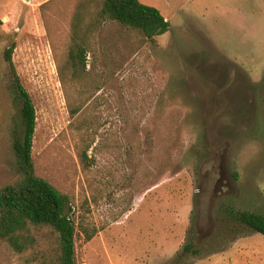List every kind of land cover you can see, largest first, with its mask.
I'll use <instances>...</instances> for the list:
<instances>
[{
	"label": "rangeland",
	"instance_id": "1",
	"mask_svg": "<svg viewBox=\"0 0 264 264\" xmlns=\"http://www.w3.org/2000/svg\"><path fill=\"white\" fill-rule=\"evenodd\" d=\"M48 1L0 0V189L21 177L4 60L16 43L37 113L36 172L72 202L77 264H264V236L222 212L264 215V0H141L170 24L154 41L104 25L81 115L96 134L88 168L68 109L80 87L59 75L78 0H54L43 16ZM83 219L97 228L91 241ZM48 234L22 256L0 240V264H41Z\"/></svg>",
	"mask_w": 264,
	"mask_h": 264
},
{
	"label": "trees",
	"instance_id": "2",
	"mask_svg": "<svg viewBox=\"0 0 264 264\" xmlns=\"http://www.w3.org/2000/svg\"><path fill=\"white\" fill-rule=\"evenodd\" d=\"M53 1L49 0L42 5L43 16ZM108 22L118 23L128 30L139 31L151 41L170 30V24L161 12L144 5L140 0L75 2L67 58L64 65L59 67V75L62 84L67 77L80 87L78 101L74 104L69 102L68 109L73 120L71 129L76 135L77 155L84 168L89 167L91 159L89 152L96 142L94 137L96 134L91 135L89 132L94 123L81 116L89 105V99L85 98L92 72L88 70L89 58L94 53L98 33ZM16 47L17 44L13 43L5 49L4 60L9 71L14 101L19 108L21 130L15 136L13 147L21 167V177L0 189V240L22 256L36 250L41 243L40 236L43 233L45 236L48 231L54 242L47 250L36 253L40 263L77 264L75 247L77 224L71 215L72 202L67 194L36 172L33 147L37 113L14 64L13 55ZM222 212L229 223L264 236L263 214L240 210L233 205L225 206ZM78 227L86 241H91L98 232L95 226L84 219ZM184 253L199 255L200 251L194 249L193 244L187 243Z\"/></svg>",
	"mask_w": 264,
	"mask_h": 264
},
{
	"label": "crops",
	"instance_id": "3",
	"mask_svg": "<svg viewBox=\"0 0 264 264\" xmlns=\"http://www.w3.org/2000/svg\"><path fill=\"white\" fill-rule=\"evenodd\" d=\"M140 2L143 3L141 0H140ZM143 4H144V5H147V4H145V3H143ZM147 6H148V5H147ZM151 7H152V6H151ZM154 8H155V7H154ZM156 9H157V8H156ZM164 18H165V17H164ZM165 19H166V18H165ZM166 20H167V19H166Z\"/></svg>",
	"mask_w": 264,
	"mask_h": 264
}]
</instances>
